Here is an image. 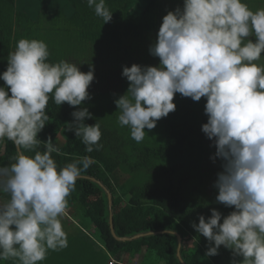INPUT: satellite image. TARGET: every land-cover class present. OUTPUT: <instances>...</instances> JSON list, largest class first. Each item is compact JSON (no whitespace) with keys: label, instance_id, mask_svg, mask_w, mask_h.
I'll use <instances>...</instances> for the list:
<instances>
[{"label":"clouds","instance_id":"clouds-1","mask_svg":"<svg viewBox=\"0 0 264 264\" xmlns=\"http://www.w3.org/2000/svg\"><path fill=\"white\" fill-rule=\"evenodd\" d=\"M104 24L112 19L105 0H87ZM255 38L253 41L252 38ZM159 66H124L127 93L115 101L121 127L130 128L140 143L145 129L176 109L179 93L193 101L206 98L207 123L202 132L213 141V163L222 171L214 187L216 202L234 208L227 216L216 208L207 219L199 216L194 230L209 241L206 256L231 250L233 264H264V8L253 11L244 0H183V6L162 18L156 42L149 48ZM43 40L20 39L0 74V141H10L15 162L0 166V260L40 264L49 250L68 247L62 217L76 181L95 162L90 156L58 168L52 154L59 148L49 140L37 150V138L49 115V100L81 106L91 99L88 88L94 72L75 63H52ZM67 129L74 131L88 153L103 148L100 125H86L91 113L82 107L72 113ZM25 150L34 152L25 155Z\"/></svg>","mask_w":264,"mask_h":264},{"label":"trees","instance_id":"trees-1","mask_svg":"<svg viewBox=\"0 0 264 264\" xmlns=\"http://www.w3.org/2000/svg\"><path fill=\"white\" fill-rule=\"evenodd\" d=\"M251 9L252 0H244ZM112 12L108 23L97 17L87 0H0V74L7 70L8 55L22 38L43 40L50 50L52 63L60 60L78 65L80 71L94 72L88 88L91 99L81 106L66 102L56 105L49 100V120L38 133L44 151L47 141L59 148L53 153L58 168L90 156L95 162L82 176L94 177L110 191L112 222L119 237L138 233L171 230L182 237L181 256L186 264H233L231 250L206 256L209 241L197 233L192 224L199 216L207 219L216 208L227 216L234 208L216 202L218 190L213 186L222 162L210 159L216 149L202 132L207 123L206 98L193 101L177 93L174 112L157 121L142 142L130 136V128L121 127L116 103L127 93L129 81L122 76L124 66H159L158 57L149 48L156 42L162 18L168 11L182 8L183 0H105ZM264 0L258 1L262 8ZM255 41V38H252ZM264 55V53H262ZM264 64V59L258 61ZM0 87H6L0 80ZM103 106L93 107L100 102ZM86 107L92 118L86 125H100L103 148L91 153L74 131L67 129L72 113ZM104 107V108H102ZM116 107V108H115ZM64 138L61 139L60 135ZM25 155L34 152L25 150ZM17 151L6 139L0 141V166L15 162ZM0 198L9 195L0 192ZM69 207L62 217L68 234V247L59 252L49 250L40 264H180L176 259V237L158 234L121 242L114 238L108 224V200L95 182L79 178L68 197ZM193 243L195 247H189ZM0 264H19L16 259Z\"/></svg>","mask_w":264,"mask_h":264},{"label":"water","instance_id":"water-1","mask_svg":"<svg viewBox=\"0 0 264 264\" xmlns=\"http://www.w3.org/2000/svg\"><path fill=\"white\" fill-rule=\"evenodd\" d=\"M80 178L89 179V180L97 183L104 190V192L106 193L107 200H108V224H109V228L111 230V233H112V235L114 236L115 239H117L118 241H121V242H128V241L136 240V239H139V238H142V237H146V236H150V235H158V234L173 235V236L176 237V240H177V247H176V252H175L176 259L178 260V262L180 264H186V262L183 260V258L181 256L182 237H181V235L179 233H177L175 231L159 230V231H149V232H144V233H138V234H135V235L130 236V237H119V236H117L115 234V232H114L113 222H112V208H111L112 198H111L110 191L108 189H106V187H104L99 182V180L95 179L94 177L82 176L81 175Z\"/></svg>","mask_w":264,"mask_h":264},{"label":"rangeland","instance_id":"rangeland-1","mask_svg":"<svg viewBox=\"0 0 264 264\" xmlns=\"http://www.w3.org/2000/svg\"><path fill=\"white\" fill-rule=\"evenodd\" d=\"M253 1V3H251V5H252V10L253 11H255L256 9H258V7H259V4H257L258 3V1H260V0H252ZM262 8H264V3H262ZM97 102H100V103H98L96 106L95 105H93V107H100V106H103V102H101V100H100V98H98V99H95ZM115 101H116V98H114L113 96H107V101H105L104 102V107H107L108 106V103H115ZM104 107H102V108H104ZM116 108V107H115ZM60 138L61 139H63L64 138V135L63 134H61L60 135ZM189 247H195V245L193 244V243H189Z\"/></svg>","mask_w":264,"mask_h":264},{"label":"built area","instance_id":"built-area-1","mask_svg":"<svg viewBox=\"0 0 264 264\" xmlns=\"http://www.w3.org/2000/svg\"><path fill=\"white\" fill-rule=\"evenodd\" d=\"M113 260L109 261L110 264H112Z\"/></svg>","mask_w":264,"mask_h":264}]
</instances>
